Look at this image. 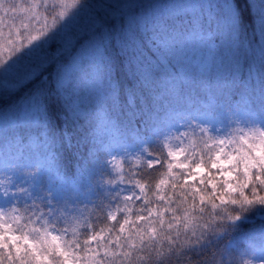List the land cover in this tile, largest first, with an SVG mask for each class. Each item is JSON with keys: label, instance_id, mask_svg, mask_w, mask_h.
I'll list each match as a JSON object with an SVG mask.
<instances>
[{"label": "snow or ice", "instance_id": "obj_1", "mask_svg": "<svg viewBox=\"0 0 264 264\" xmlns=\"http://www.w3.org/2000/svg\"><path fill=\"white\" fill-rule=\"evenodd\" d=\"M0 264H264V0H0Z\"/></svg>", "mask_w": 264, "mask_h": 264}]
</instances>
